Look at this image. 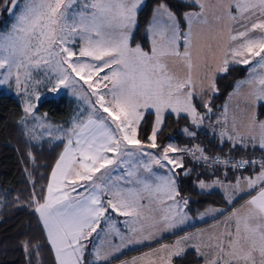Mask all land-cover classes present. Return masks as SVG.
Masks as SVG:
<instances>
[{"label": "snow or ice", "instance_id": "6c2138e0", "mask_svg": "<svg viewBox=\"0 0 264 264\" xmlns=\"http://www.w3.org/2000/svg\"><path fill=\"white\" fill-rule=\"evenodd\" d=\"M146 6L145 0H4L12 23L0 31V85L14 81L26 97L19 121L26 141L50 137L64 143L46 189L37 193L31 181L27 207L56 264H111L125 248L192 219L178 185L181 173L193 171L185 168V155L209 167L258 168L227 182L198 178L202 190H223L230 210L208 206L199 213L200 219L223 216L222 227L186 233L122 264H173L188 248L204 264H264V155L222 158L207 155L200 145L158 143L165 115L183 114L194 127L207 120L218 128L230 151L264 153V113L257 111L264 107V0H182L187 10L179 15L170 0H158L148 22V48L133 35ZM241 66L247 75L214 111L218 78ZM40 71L55 77L52 93L70 89L86 105L70 127L51 125L47 114H37L41 97L28 90L42 83L33 76ZM146 114L154 120L142 138ZM182 131L196 136L189 128ZM28 156L35 161L31 152ZM244 195L249 198L236 207ZM22 246L39 264L43 245ZM86 251L92 256L88 262Z\"/></svg>", "mask_w": 264, "mask_h": 264}, {"label": "trees", "instance_id": "16d2710c", "mask_svg": "<svg viewBox=\"0 0 264 264\" xmlns=\"http://www.w3.org/2000/svg\"><path fill=\"white\" fill-rule=\"evenodd\" d=\"M157 2L158 0H145L147 6L143 7L140 12L137 27L133 33L135 42L140 43L145 48L150 46L147 27L151 19V9ZM170 3L178 15L187 10L186 7L181 6L182 0H170ZM0 7L4 9V0H0ZM246 74L245 69L241 66L231 70V74L224 79L218 78L217 83L221 92L218 96L213 97L214 109L226 100L235 81L245 77ZM74 107L75 102L64 94L55 98H46L39 104L41 111H46L50 119L60 123L69 121L74 113ZM257 111L264 113V107H258ZM23 115V107L18 99L0 90V264H37V256L34 252L30 250L29 253H25L22 246L24 241L39 242L43 245L39 249V264H56L53 250L45 240L44 232L36 215L27 207V204L33 189L31 181L35 182L37 193L41 191L42 186H45L46 189L50 173L59 154L63 151L64 143L59 141L52 145L39 146L32 141H26L23 128L19 123ZM153 119L154 116L146 114V123L142 122L141 124L140 135L142 138L150 132ZM165 123L166 127L163 129V134L158 135V143L161 145L172 138L185 139L186 135L182 130L185 127H192L189 118L182 115L177 118L175 115L168 114L165 116ZM202 139L207 142L203 148L209 156L215 154L223 158L232 156L239 159L243 156L258 159L264 155L259 148L247 150L237 148L230 151L231 146L228 143H220L217 137L211 138L209 134H206ZM29 152L35 157L34 162L29 158ZM198 167H202V164L198 163L197 169L188 176L181 174L178 181L180 194L189 199V211L196 213L208 206L224 205L228 206L229 209L230 206L225 203L221 191L206 192L197 188L195 179L198 174ZM210 167L215 168L217 174L224 166L215 164ZM257 169L242 171L253 172ZM228 170L232 171L231 169ZM202 173L207 178L211 177L209 173ZM17 196L19 200L15 199ZM234 205L237 203L235 202ZM187 230L188 228L168 234L144 246L124 251L111 259V264L157 245L169 243ZM200 261L201 258L195 251H188L182 258H173V264H195Z\"/></svg>", "mask_w": 264, "mask_h": 264}, {"label": "rangeland", "instance_id": "374dc122", "mask_svg": "<svg viewBox=\"0 0 264 264\" xmlns=\"http://www.w3.org/2000/svg\"><path fill=\"white\" fill-rule=\"evenodd\" d=\"M6 23L10 25L12 23V20L9 18L8 12L5 9H2V7H0V31H6L7 30L5 28V24ZM49 75H51V74H49ZM33 76H34V79L40 80V81H42V83L39 86H37L35 89H33V87L30 85L28 91H29L30 94L33 92V90H35L36 92H38L39 95H40V97H41L40 102L43 101L46 98L57 97V96L63 95V94L64 95H67L69 98H71L75 102L74 113H73L72 117L69 119V121L67 123L55 122L52 119H50V117L48 116V114L46 113V111H41L39 109V104H40V102H39L38 107L36 109L37 114L38 115L47 114V117H46V122L47 123H49L51 125H54V126H56V125H62L64 128H68V127H70V121L72 120V118L77 113L81 112L82 109H84L85 112H86V105H84L83 101L77 95H74L70 89H61V91L59 93H52L50 91V89L53 87V84L55 82V77L54 76L52 77V79H47L46 76H45V73L43 71L34 72L33 73ZM243 78H240V79H243ZM0 90L3 91V92H6V93H9V94L13 95L15 98L18 99V101L21 103V105L23 107V101L26 99V97L22 93L21 94H18L17 93V91H16V85H15L14 81L11 83V86H8V85H0ZM32 102L33 103H37L34 99H33ZM223 103H221L220 105H222ZM241 107H243V105H241ZM217 108H215L214 111L217 110ZM166 115H168V114H166ZM172 115H175V114H172ZM182 116H184V115L182 114ZM34 123H35V121H31L30 120L29 126H31ZM190 123H191V121H190ZM211 123L214 125L215 124V120H213ZM191 126H192V124H191ZM185 128H189L190 131H195L196 132V136L195 137H192V136H188L187 134H185L186 135L185 136L186 137L185 139L181 140V139H178V138H172L171 140L167 141L165 144H167V143H174V144H177V145H179L181 147L187 146L189 148L193 147L194 145H200L203 148L204 147V144H207V142H205L203 139L201 140V138H203L206 134H209L211 136V138L212 137H217L218 140L220 141V138H219V135H218L219 129L218 128L210 127L209 126V122L207 120L205 121V123L203 125L199 126L198 128L197 127H194V126H192V127H185ZM23 131H24V129H23ZM41 131L42 130H38V133L41 132ZM55 135H56V133H53V136H55ZM32 142H34L35 144H37L39 146H43V145H52V144H54L56 142H59V141L54 140L53 138H50V137H45L44 139L40 140L39 143H37L35 141H32ZM223 143H228L231 146V144L228 141H224ZM207 155H209V154H207ZM198 163L199 164H202V167H198V174H197V177L195 179V183H196V186H197V188L199 190L206 191V192H210V191H213V190H219L223 194V190L222 189H219V188H214V189H210V190H202V189H200L198 187V183H197L198 178L199 179H204L206 181H210V180L215 179V178L218 177L221 180H224L225 182H227L228 180H232L234 175L252 176V175H254L255 172H258L259 171V169L255 170L253 172L235 171V170H232V169H231L232 171H230L227 168L223 167L216 174L215 168H211V167L205 165V163L203 161H196V160H194L192 158L191 155H185L184 156V165H185V168H190V169L195 170V169H197L196 167H197V164ZM176 171L177 172H180L181 170L180 169H176ZM202 172L211 174V177L207 178L205 175H203L204 173H202ZM253 194H255V193H253ZM248 198L249 197L247 195H244L242 199H238L237 201H235L237 203V205H235V206L236 207H239V205L242 204L244 202V200H246ZM213 207H218V208H222V209H228V206H226V205H224V206H213ZM229 209H230V207H229ZM188 210H189L188 208L185 209V211H188ZM203 211H204V209L201 210V211H198L196 213L189 214V216L192 217V219L189 220L188 222H186L184 225H181L179 228H176L174 230H171L170 231L171 233H169V234L178 232L180 230H184L185 229L184 228L185 225H187V227L188 226H191L192 227L191 230L190 231H187L186 233H196L198 230L197 231H194L193 230V227H194L195 224L200 223V222H203V221H206V220L213 221V220H216V218H219V216H217L215 219H212V218H209V217H205L204 219H200L199 213H201ZM192 214H194V215H192ZM223 219H224V217L222 218L221 221H223ZM210 224H212V225H210ZM210 224L208 226H206L205 228H203V229L204 230H207V229L212 228L213 225H217V224H213L212 222ZM220 226L222 227L223 225L220 224ZM165 233H167V232H164V234ZM186 233H184L183 235H185ZM183 235H180V236L174 238L171 242H169V244H172L175 240H177L178 238H180ZM188 251H194V250L191 249V248H188V249H186L185 253H187ZM87 253H89V252H87ZM84 259H85L86 262L90 261L92 259L91 254L89 253L88 256H85L84 257ZM195 264H204V260L201 258V261L198 262V263H195Z\"/></svg>", "mask_w": 264, "mask_h": 264}, {"label": "crops", "instance_id": "0c3cea01", "mask_svg": "<svg viewBox=\"0 0 264 264\" xmlns=\"http://www.w3.org/2000/svg\"><path fill=\"white\" fill-rule=\"evenodd\" d=\"M148 35H149V34H148ZM187 212H188V214H191V212H189V210H188ZM192 215H194V214H192ZM222 218H223V216H219V218H216V220H213V221H211V220H206V221H203V222L197 223V224L194 225L193 230H194V231L201 230V229L205 228L206 226H208L211 222H212L213 224H218V223L220 224ZM118 219H119L120 221H122L124 218H123V217H119ZM121 219H122V220H121ZM208 223H209V224H208ZM210 225H212V224H210ZM118 227L121 228V231H124V228H123L122 224H119ZM184 228H185V229L188 228L187 231H190L192 227H191V226H188V227H187V225H185ZM189 228H190V229H189ZM173 230H174V229H173ZM187 231H185L184 233H186ZM169 233H171V232L169 231V232H167V233H165V234L162 233V234H160L158 237H156V239H153V240H150V241H145L143 244L129 246L128 248H125L124 250H122V252L127 251V250H130V249H133V248H138V247L144 246V245L149 244V243H152V242H155L156 240H159V239L163 238L166 234L168 235ZM184 233H183V234H184ZM183 234H182V235H183ZM117 242H118V241H117ZM163 244H167V243H163ZM168 244H169V243H168ZM161 245H162V244H161ZM161 245H157V246L152 247V248H150V249H147V250H144V251H142V252L136 253V254H134V255H132V256H129L127 259H122V260H120V261H117V262L114 263V264H122V261H128V260H131L133 257H139V256L143 255V254L146 253V252H150V251H152L153 249H157V248H159ZM89 248H91V245L89 246ZM122 252H121V253H122ZM121 253H118L116 256L120 255ZM85 254H87V251H86ZM84 257H85V256H84Z\"/></svg>", "mask_w": 264, "mask_h": 264}]
</instances>
